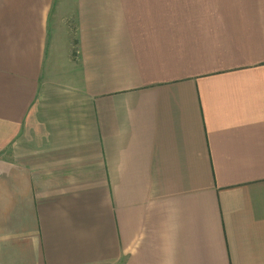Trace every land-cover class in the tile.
I'll return each mask as SVG.
<instances>
[{
  "label": "crops",
  "instance_id": "0c3cea01",
  "mask_svg": "<svg viewBox=\"0 0 264 264\" xmlns=\"http://www.w3.org/2000/svg\"><path fill=\"white\" fill-rule=\"evenodd\" d=\"M0 264H264V0H0Z\"/></svg>",
  "mask_w": 264,
  "mask_h": 264
},
{
  "label": "rangeland",
  "instance_id": "374dc122",
  "mask_svg": "<svg viewBox=\"0 0 264 264\" xmlns=\"http://www.w3.org/2000/svg\"><path fill=\"white\" fill-rule=\"evenodd\" d=\"M58 2V0H56V3Z\"/></svg>",
  "mask_w": 264,
  "mask_h": 264
}]
</instances>
